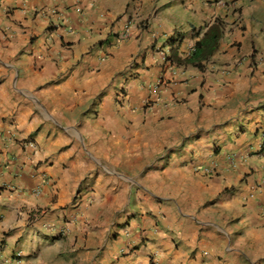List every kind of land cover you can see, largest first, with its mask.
I'll return each instance as SVG.
<instances>
[{"label":"crops","instance_id":"crops-1","mask_svg":"<svg viewBox=\"0 0 264 264\" xmlns=\"http://www.w3.org/2000/svg\"><path fill=\"white\" fill-rule=\"evenodd\" d=\"M91 1L0 0V264H264V0H141L146 27ZM217 18L205 71L162 64L164 36L185 59ZM115 134L194 154L145 187L139 152L107 170Z\"/></svg>","mask_w":264,"mask_h":264},{"label":"rangeland","instance_id":"rangeland-1","mask_svg":"<svg viewBox=\"0 0 264 264\" xmlns=\"http://www.w3.org/2000/svg\"><path fill=\"white\" fill-rule=\"evenodd\" d=\"M121 1H122V4H125L126 0H121ZM140 1L141 0H129V2L126 4L127 7L124 8V11L122 13H120L117 16V18L120 20L124 16H130L129 18L131 20L132 19L133 20L134 19L135 20H141V21H139L140 24H142L143 27H146L148 25L147 22H149L150 15L146 19H144V18L143 19H139L140 17L142 18V16H140V14L136 11L137 10L136 8L139 7L138 4H139ZM82 3L83 2L78 1V4L82 5ZM88 3L94 4L95 1L88 0ZM88 5H90V4H87V5L85 4V6L82 5L81 8H87ZM80 12L83 14L86 11H85V9H83V10L81 9ZM133 20H132V22H133ZM105 27H106V25H105ZM254 98H255V96L252 95L251 96V100L254 99ZM241 99L244 100L245 98L241 97ZM123 102H124V100H123ZM152 103H154V102H152ZM195 140H198V139H196V137H195ZM195 140L191 138L189 141H190V143H193ZM106 141L107 142H103V140H101V139L96 140L95 141V146L96 147L99 146L102 150H110V152L108 154H106V158H105V163L104 164H106V168H107L108 171L113 172V173H115V172L116 173H121L122 177H124V178L127 177L126 174H124L122 172L123 167L125 168L127 166V162H125L124 158H126L128 156L130 161L136 160V159H138L137 153L138 152L140 153L139 161L136 162L135 168L130 171V174H139V176L136 179H134V178L132 179L131 178V181L139 179L138 181L141 180L142 184L145 187L148 186L147 184L152 182V181H150V182L146 183L144 180H145L146 176L151 172V169H153L152 165H153L154 162L158 163L159 161L166 160L162 167L164 168L167 165L170 166V164L172 162H174L173 159H171V157H172L171 154L172 153H176L174 158L175 159L178 158L180 160L183 159L181 164L184 166V165H187V162H189V160L186 159V158H190V156L192 154H194V151L190 150V149L189 150L188 149L187 150H185V149L176 150V146L175 145H177V149H180L181 147H186L187 146L186 143L188 144L189 142H187L186 138H184L182 140H179V142H177L175 144H171L167 140H161L160 138H157V139L153 140L151 135H146L143 140H140L138 138L137 139L136 138L130 139L129 140L130 144L129 145H127V144L125 145L123 143V140L122 139H118L116 134H115L114 136L111 135V137L108 138V140H106ZM149 153H150V155H148ZM141 156H143V158H141ZM212 157H214V156L211 155L210 159ZM232 157H233V160H235L236 156L233 155ZM157 168L160 169L161 167L158 166ZM203 170H205V169H203ZM153 187H154V185H153ZM153 187H150V188H153ZM160 195L161 196H165L163 193H160ZM40 252H41L42 258H43L44 255H45L44 253H47L48 251L38 250L36 253H34L33 255H30V256H26V257L18 256V259L16 261H13L12 264H44L43 262L39 263V258H40V255H41ZM3 253H6V249L2 248L0 246V254H3ZM89 258L90 257H87V259L83 260V262H86L87 264H95ZM57 260L58 259H55L53 261H48L49 263L48 262L47 263L48 264H61V262L57 261ZM4 261H6V260H4ZM53 262H55V263H53ZM67 264H71V263L68 262Z\"/></svg>","mask_w":264,"mask_h":264},{"label":"trees","instance_id":"trees-1","mask_svg":"<svg viewBox=\"0 0 264 264\" xmlns=\"http://www.w3.org/2000/svg\"><path fill=\"white\" fill-rule=\"evenodd\" d=\"M224 32L225 23L222 19L217 18L209 25L204 35L196 42L194 51L190 56L182 59L178 57L177 53H174L173 57L177 65H184L186 67L191 66L205 71L207 69L206 63L217 51L220 40L224 36Z\"/></svg>","mask_w":264,"mask_h":264},{"label":"clouds","instance_id":"clouds-1","mask_svg":"<svg viewBox=\"0 0 264 264\" xmlns=\"http://www.w3.org/2000/svg\"><path fill=\"white\" fill-rule=\"evenodd\" d=\"M130 19V18H129ZM131 20V19H130ZM132 21V20H131ZM148 28V27H147ZM208 29V28H207ZM207 31V30H206ZM205 31V32H206ZM225 34V32H224ZM165 37V39L163 40V38ZM162 38L163 40V45H160L159 47H157L156 45L153 47V50H155V53L158 54L160 56V60L162 62V64H164V66H166L167 68H170V67H179V66H182V67H186L184 65H177L176 63V60L174 59L173 55V51L175 50L176 48V40L178 39V35L175 33L173 35H170V36H164ZM157 47V48H156ZM163 53V54H162ZM192 54V53H191ZM189 54V56L191 55ZM188 57V56H187ZM165 58V59H163ZM173 60H172V59ZM211 59V58H210ZM208 64H209V61L206 63L207 67H208ZM191 67V66H189ZM201 71V70H200ZM164 78V77H163ZM160 81H162L161 84L157 83L158 86H164V81L162 79H160ZM154 87V86H153ZM153 89H156V88H153ZM156 91V90H155ZM121 92H122V95L121 94H118V97H117V101L118 103L120 104L121 102H123L122 100V97H123V94H126L125 93V88L121 87ZM120 95V96H119Z\"/></svg>","mask_w":264,"mask_h":264},{"label":"built area","instance_id":"built-area-1","mask_svg":"<svg viewBox=\"0 0 264 264\" xmlns=\"http://www.w3.org/2000/svg\"><path fill=\"white\" fill-rule=\"evenodd\" d=\"M79 10H81V8H80ZM162 54H163V53H162ZM163 59H165V58H163ZM161 83H162V81L159 82V84H161ZM154 90H156V89H154ZM206 171L208 172V171H210V169H206ZM36 191H37V193H38V192H40V189H39V190H36Z\"/></svg>","mask_w":264,"mask_h":264}]
</instances>
